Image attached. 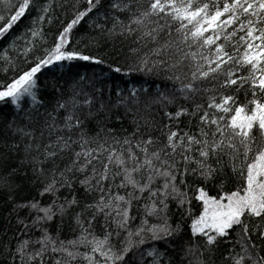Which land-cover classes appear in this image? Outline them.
Listing matches in <instances>:
<instances>
[{
	"label": "snow or ice",
	"instance_id": "1",
	"mask_svg": "<svg viewBox=\"0 0 264 264\" xmlns=\"http://www.w3.org/2000/svg\"><path fill=\"white\" fill-rule=\"evenodd\" d=\"M0 207V264H264V0H0Z\"/></svg>",
	"mask_w": 264,
	"mask_h": 264
},
{
	"label": "trees",
	"instance_id": "2",
	"mask_svg": "<svg viewBox=\"0 0 264 264\" xmlns=\"http://www.w3.org/2000/svg\"><path fill=\"white\" fill-rule=\"evenodd\" d=\"M125 79H127V77H125ZM5 110H7V109H5ZM4 214H6V210L4 208L0 207V215H4Z\"/></svg>",
	"mask_w": 264,
	"mask_h": 264
}]
</instances>
